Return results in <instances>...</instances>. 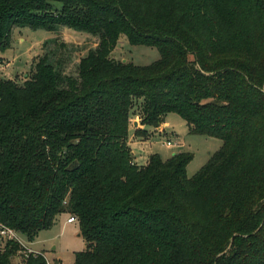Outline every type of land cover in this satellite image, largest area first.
<instances>
[{
	"label": "trees",
	"instance_id": "obj_1",
	"mask_svg": "<svg viewBox=\"0 0 264 264\" xmlns=\"http://www.w3.org/2000/svg\"><path fill=\"white\" fill-rule=\"evenodd\" d=\"M57 25L98 43L74 75L45 53L0 78V226L32 242L74 216L73 264H264V0H0L1 50ZM121 34L159 58H114ZM170 112L222 141L191 178L183 151L133 160V117L146 139ZM21 250L0 264H46Z\"/></svg>",
	"mask_w": 264,
	"mask_h": 264
},
{
	"label": "rangeland",
	"instance_id": "obj_2",
	"mask_svg": "<svg viewBox=\"0 0 264 264\" xmlns=\"http://www.w3.org/2000/svg\"><path fill=\"white\" fill-rule=\"evenodd\" d=\"M98 37L86 32L77 31L64 25H57L53 31L43 28L31 29L15 26L12 31L11 46L0 49V60L8 63L0 70V78L20 79L29 73L32 62L38 56L47 54L57 69L65 74L74 75L79 59L89 49L96 47ZM116 59L130 61L135 65H149L159 58L155 46L144 44L131 45L125 35L121 34L111 54ZM137 109V107H136ZM137 111V110H134ZM136 121V127L133 122ZM140 119L133 117L129 135V146L135 153V163L145 165L149 155L156 154L162 160H167L173 153L183 151L192 158L186 166V174L193 177L201 167L208 163L211 156L221 147V139L215 136L190 133L186 122L176 113L170 112L165 117V125L150 129V136L141 139L133 136V129L140 127ZM167 139L178 144L168 147ZM67 213L56 216L53 224L41 230L32 242L26 245L34 251H41L52 263L73 264L74 254L85 249V242L79 235L76 221L68 223ZM0 240V247L4 245Z\"/></svg>",
	"mask_w": 264,
	"mask_h": 264
},
{
	"label": "built area",
	"instance_id": "obj_3",
	"mask_svg": "<svg viewBox=\"0 0 264 264\" xmlns=\"http://www.w3.org/2000/svg\"><path fill=\"white\" fill-rule=\"evenodd\" d=\"M8 63H4L3 61H0V70L7 67ZM166 146L168 147H172L176 144H178L176 141H172L170 139H167L165 142ZM68 223L74 222L75 221V217L74 216H69L66 220ZM0 240L3 241H12L17 243L21 248H22V252L27 255L29 253H33V254H38L41 253L44 256L45 262L46 264H62L60 261L56 262V263H52L51 261H49L46 256L44 255V253H42L41 251H34L31 248H29L26 243L24 238H22L17 232H15L14 230L5 227V226H0ZM17 260H18V255H16ZM17 264H25L24 262L21 261H17Z\"/></svg>",
	"mask_w": 264,
	"mask_h": 264
},
{
	"label": "crops",
	"instance_id": "obj_4",
	"mask_svg": "<svg viewBox=\"0 0 264 264\" xmlns=\"http://www.w3.org/2000/svg\"><path fill=\"white\" fill-rule=\"evenodd\" d=\"M165 125V122L162 124V128H163V126ZM141 126V125H140ZM133 136H134V129H133ZM129 144H130V135H129ZM131 148V147H130ZM131 152H132V155H133V160L135 161V153H134V151L131 149ZM178 152V151H177Z\"/></svg>",
	"mask_w": 264,
	"mask_h": 264
},
{
	"label": "water",
	"instance_id": "obj_5",
	"mask_svg": "<svg viewBox=\"0 0 264 264\" xmlns=\"http://www.w3.org/2000/svg\"><path fill=\"white\" fill-rule=\"evenodd\" d=\"M136 124H137L136 121H134V122H133V125H134L135 127H136Z\"/></svg>",
	"mask_w": 264,
	"mask_h": 264
}]
</instances>
